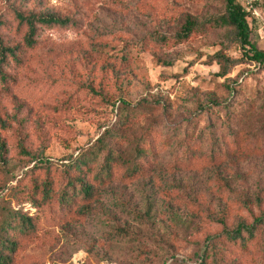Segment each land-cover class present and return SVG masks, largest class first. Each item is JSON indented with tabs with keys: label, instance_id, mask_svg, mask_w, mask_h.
Masks as SVG:
<instances>
[{
	"label": "rangeland",
	"instance_id": "obj_1",
	"mask_svg": "<svg viewBox=\"0 0 264 264\" xmlns=\"http://www.w3.org/2000/svg\"><path fill=\"white\" fill-rule=\"evenodd\" d=\"M257 8L249 39L264 52V0ZM16 11L75 24L41 28L22 64L4 69L0 205L45 177L63 185L59 167L30 171L34 157L67 163L107 132L123 163L137 140L148 155L131 179L118 169L86 207L40 213L13 264H195L221 220L232 229L264 213V66L225 39L226 26L169 40L186 21L221 14L222 0H0L9 44L24 34ZM220 55L235 64L223 69ZM258 235L244 264H264V223Z\"/></svg>",
	"mask_w": 264,
	"mask_h": 264
},
{
	"label": "trees",
	"instance_id": "obj_2",
	"mask_svg": "<svg viewBox=\"0 0 264 264\" xmlns=\"http://www.w3.org/2000/svg\"><path fill=\"white\" fill-rule=\"evenodd\" d=\"M222 1L224 11L221 14L211 16L202 23L188 20L180 31L170 36L169 40L182 43L190 34L210 24L226 26L230 31L225 39L239 45L245 60L264 66V52L257 50L250 42L248 22L251 19L243 11L241 0ZM14 18L18 25L24 28V34L19 43L11 44L4 41L0 34V79L3 81L6 78L4 69L11 63L22 64L25 51L37 45L41 28H61L75 24V21L68 17L23 11L14 12ZM1 25L0 20V27ZM158 38L162 42L167 40L163 35H159ZM218 62L227 70L236 61L220 55ZM230 91L232 92L231 89ZM121 104L129 107L122 101ZM128 121L126 118L120 125ZM115 140L116 135L107 132L98 138L96 146L94 144L89 150L78 154L67 163L53 164L48 159L33 158L35 162L30 171L40 167L47 171L59 167L64 182L57 188L52 179L45 177L41 182L34 183L29 192H23L22 200L12 199L8 205L6 203L0 205V264H13L19 242L37 233L40 213L44 210H50L56 205L64 208L77 202L82 204V208L86 207V202L102 187L112 182L118 169H123L124 178L131 179L136 176L141 170V162L148 155V148L140 140L135 141L132 144L131 156L123 163L122 157L111 147V142ZM101 152H104V155L99 160ZM220 222L223 229L217 235L207 237L195 264H244L243 257L249 253L252 245L257 244L258 231L264 223V213L252 216L249 224L241 222L232 229H227L223 220Z\"/></svg>",
	"mask_w": 264,
	"mask_h": 264
},
{
	"label": "built area",
	"instance_id": "obj_3",
	"mask_svg": "<svg viewBox=\"0 0 264 264\" xmlns=\"http://www.w3.org/2000/svg\"><path fill=\"white\" fill-rule=\"evenodd\" d=\"M257 5L258 0H241L242 9L249 18H259Z\"/></svg>",
	"mask_w": 264,
	"mask_h": 264
}]
</instances>
